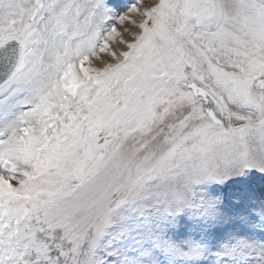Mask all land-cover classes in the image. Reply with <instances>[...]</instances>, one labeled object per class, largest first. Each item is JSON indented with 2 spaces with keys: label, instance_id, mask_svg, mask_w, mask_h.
Here are the masks:
<instances>
[{
  "label": "snow or ice",
  "instance_id": "obj_1",
  "mask_svg": "<svg viewBox=\"0 0 264 264\" xmlns=\"http://www.w3.org/2000/svg\"><path fill=\"white\" fill-rule=\"evenodd\" d=\"M0 264H264V0H0Z\"/></svg>",
  "mask_w": 264,
  "mask_h": 264
}]
</instances>
